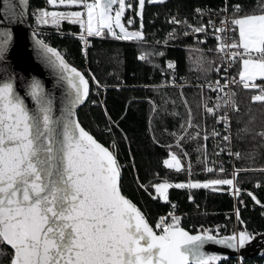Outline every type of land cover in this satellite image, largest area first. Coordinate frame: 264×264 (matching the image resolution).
I'll return each instance as SVG.
<instances>
[{
  "label": "snow or ice",
  "instance_id": "snow-or-ice-1",
  "mask_svg": "<svg viewBox=\"0 0 264 264\" xmlns=\"http://www.w3.org/2000/svg\"><path fill=\"white\" fill-rule=\"evenodd\" d=\"M146 2L163 4L165 0H138L135 6L129 0H45V6L33 9V51L54 77L52 89H46L40 79L22 73L12 55L13 28L23 22L29 0H0V264H217L222 258L205 250L209 244L231 249L237 253V264H243L242 250L257 238L264 242V233H254L246 227L227 234H221L220 226H201L190 232L182 226L175 213L177 206L168 196L173 187L216 190L217 186H229L238 196V173L264 172V168L233 166L228 176L223 162L212 161L213 166H209L207 146L198 143L197 162L215 178H190L176 183L158 178L159 182L148 184L136 178L138 191L143 189L153 200L171 205L165 215L150 221L124 191L123 165L116 141L106 146L78 119V107L90 98V81L97 89L102 85L94 74L89 72L86 76L50 46L44 38L45 26L64 35L65 22L78 25L79 32L70 34L84 45L86 58L88 38L145 42L142 21L139 29L130 31L122 19L132 25L133 18L125 16L126 10L142 17ZM195 13L199 17L195 24L171 17L169 23L177 27L167 34L164 44L167 46L169 40L181 35H191L196 44L204 43L201 36L211 34L215 38L214 48L208 51L217 54L219 63L203 55L198 57L204 83L193 85L200 89L198 107L202 109L203 123L184 96L185 85L177 83L174 61H166V69H161L165 80L153 87L156 92L162 87L181 89L179 97L185 115L175 130L164 129L174 142L161 145L167 150L162 164L176 173L186 171L189 177L192 165L189 162L185 167L183 162L189 155L184 149L189 141L218 138L222 143L216 145L219 152L214 151V155L227 152L229 157L240 158L239 152H232L230 147L228 112L229 107L238 111L237 90L245 91L250 103L264 106V0H256L255 5L246 0L232 4L225 0L222 8H196ZM195 50L203 53V49ZM147 55L162 56L163 52H141L137 58L144 60ZM233 67L235 74L229 75ZM213 70L218 74L216 79L208 77ZM205 90L214 93L215 98L205 96ZM91 103L102 106V102ZM149 104L154 114L162 110L151 99ZM172 104L175 108L176 101ZM169 114L180 115L176 111ZM104 115L108 119L102 131L111 134L112 125H119L106 108ZM209 117L214 125L211 131L206 123ZM215 125H222V131ZM256 134L264 139V129ZM153 143L161 144L155 135ZM132 167L135 169L134 164ZM247 194L264 207L251 191ZM236 218L244 224L238 210Z\"/></svg>",
  "mask_w": 264,
  "mask_h": 264
},
{
  "label": "trees",
  "instance_id": "trees-1",
  "mask_svg": "<svg viewBox=\"0 0 264 264\" xmlns=\"http://www.w3.org/2000/svg\"><path fill=\"white\" fill-rule=\"evenodd\" d=\"M135 1L134 6L137 4V0ZM234 2L236 0H227L229 4ZM246 2L255 5L256 0H246ZM224 3L225 0H165L163 4L146 2L142 12L143 31L145 34L163 35L162 30L169 27L167 17L170 14L177 12L189 15L196 8L203 7L219 9L224 6ZM37 7H43V3L31 0L28 12L32 28L35 26L32 10ZM130 12L131 10H128L125 16L129 17ZM136 26H140L138 18L133 27ZM62 28L64 35L57 34L51 26H45V31L52 33L50 46L57 48L86 76L89 72L94 74L102 85L98 93H95L96 85L90 81V98L79 108L78 119L82 126L90 130L106 146H110L113 140L116 141L119 148V160L123 165L124 191L146 212L150 221L165 215L171 205L159 199L153 200L143 189L138 191L137 177L144 184H148L149 181L159 182L158 178H167L173 183L187 181L190 178L200 181L215 178L214 175L203 171L202 165L197 162L198 153L195 151L197 144H206L202 139L192 140L184 145L192 165L191 177L186 171L176 173L174 170L164 168L162 160L166 158L167 150L161 145L174 142L164 129L175 130L178 121L185 115V109L177 89L160 88L159 92H156L153 91V85L160 82L161 69H166L168 60L176 63L177 74L180 77L187 76L189 79H194L203 78L198 68V57L203 55L207 60H216L219 63L217 55L204 49L203 53L196 51L195 49H202L197 44H194L192 49L185 50L182 45L170 48L156 47L144 42L94 37L91 39V47L85 58L80 42L70 34L79 32L78 25H68L65 22ZM154 51L163 52V55H147L144 60L137 58L141 52ZM214 71L208 73L209 78L213 77ZM183 93L193 113L198 114V119L203 123L202 109L198 107L201 101L200 89L184 88ZM150 99L162 110L154 114L150 108ZM165 100L168 101L166 104ZM173 100L176 101L175 108L172 104ZM235 100L238 105V111L233 118L235 148L240 154L237 166L241 169L264 168V139L256 134L264 129V106L250 103L249 97L243 90L237 91ZM91 101L102 102V106L93 104ZM105 108L111 119L119 125V127L112 125L113 133L111 134L102 131L108 119L104 115ZM172 111L180 115L172 116L169 114ZM206 123L209 127V118ZM153 135L161 144L153 143ZM125 136L127 140L124 139ZM133 164L135 169L132 167ZM184 164H187L185 159ZM237 180L240 190L251 191L264 203V172L241 173ZM258 183L260 187L255 188ZM190 195L191 200H189ZM168 196L172 203H176L175 213L181 218L182 226L190 232H194L201 226L204 228L220 226L221 234L231 232L237 226L234 215L237 208L240 219L244 221L249 231L264 233V207L256 204L246 193L234 199L223 192L204 188L192 189L190 192L187 189L171 188ZM238 226L241 227V225ZM4 264H7V261ZM222 264L226 263L222 262ZM227 264L233 263L229 261Z\"/></svg>",
  "mask_w": 264,
  "mask_h": 264
},
{
  "label": "built area",
  "instance_id": "built-area-1",
  "mask_svg": "<svg viewBox=\"0 0 264 264\" xmlns=\"http://www.w3.org/2000/svg\"><path fill=\"white\" fill-rule=\"evenodd\" d=\"M38 1H41L43 3V6H45V0H38ZM129 2L133 3V5H134V3L136 1L135 0H129ZM205 9H213V10H215L214 8H205ZM173 16H176V17H178V18H180L182 20L183 19H186L188 21V23H191V24H195L197 22V20L199 19V17L195 13V11H193L189 15L180 14V13H177V12L176 13H173V14H170L167 17V23H168L169 27L162 30L161 33L163 35H161L159 33H156V34H153V35H150L149 33L148 34H145V42L144 43L149 44V46L150 45L156 46V47L157 46H163V47H168V48L173 47V46H177V45H182V47L185 50L192 49L193 48L192 46L194 44H196V41H195V38L192 37L191 35H189V36H183V35H181L176 40H169L168 43H167V46H165L164 41H165V39L167 37V34L173 29V27H177V26L169 23V20ZM129 17H132L133 18V21H134V16H133L132 10L130 12ZM203 19L206 22L208 20V16L205 15L203 17ZM213 19H216V17H213ZM180 27L182 28L183 26H180ZM209 33H211V29H209ZM51 36H52V33L45 31L44 38L46 39V41L49 44L51 43V39H52ZM75 37L78 39L77 36H75ZM92 38H94V37H92ZM92 38H88L90 42H89V44L87 45V47L85 49L86 52L91 47V39ZM95 38H98V37H95ZM108 38H112V37H108ZM98 39H101V38H98ZM200 39L203 40L204 43L197 44L198 47L200 45L202 47V49H204L206 51H208V49L214 48L216 41H215V38L211 34H209L207 37L201 36ZM78 41H79V39H78ZM157 41H160V43H157ZM80 44H81V42H80ZM81 47L84 48V45L81 44ZM83 53H84V51H83ZM211 53L217 55L215 52H211ZM233 74H235V67L229 69V75H233ZM219 75L222 76L223 73L221 72ZM216 78H218V74L214 71L213 77L211 79H216ZM176 79H177V83H182V84L185 85L184 88H191V87H194L193 85H196L198 83H204V78H201V77H199V79H198V77H196L194 79H189L187 76L180 77L177 74ZM164 80H165V76L164 75H161L160 82L158 84H161ZM158 84H154L153 87L155 85H158ZM166 88H173V87H166ZM184 88H183V90H184ZM162 89H165V87H162ZM173 89H177L179 92L181 91V89H179V88H173ZM97 91H99V89H96L95 93ZM205 96H211L213 99L215 98V94L214 93H211V92H208L207 90H205ZM235 99H236V97H235ZM209 103H211V101H209ZM228 112H229V115L231 117V121H230V125H231V132H230V135H231V144H230V147H231L232 152H238L236 150V148H235V134H234V125H233V118H234V114H235L236 111H233L231 109V107H229ZM209 120H210V124H209L208 130L211 131V129H212V127L214 125H213V120L210 117H209ZM215 127L218 130H221L222 131V125H215ZM205 143H206V146H207V153H208V157H209V166L210 167L213 166L212 161H216L217 164H219L220 162H223V166L226 169V173L225 174L228 175V176H230L231 173H232V171H233V166H235L236 168H238L237 163H238L239 159H237L235 157H229L228 154H227V152L221 153L218 156L217 155H214L213 154L214 151L215 152H219V149L216 147V145L218 143H222L218 138L217 139H213V138L210 137L207 141H205ZM242 172L243 171H241V172L238 173L237 178H238L239 174H241ZM225 174H220V175H225ZM237 182H238V180H236V182H235L236 183V186L238 187V185H237L238 183ZM259 187H260V185L259 186H257V184L255 185V188H259ZM188 191L190 192L191 189H188ZM219 192H223L225 194L231 195L234 199H237L239 195L244 194V193L247 194L249 191L241 190L238 196H234L233 190L230 189L229 186H224L223 189L219 190ZM175 205H176V203H175ZM237 210L238 209L236 208V210L234 211L235 217H236ZM177 216H179V215H177ZM236 225H237L236 226V229H240V228H244L245 227V224H240L237 221V218H236ZM238 225H241V227L238 226ZM259 260H261V261H259ZM262 260H263V258L262 259L257 258V259H253V260H247V259H244L243 258V264H264V260L263 261ZM229 261H232L233 264H237V258L236 259H231ZM229 261H224V262L227 264Z\"/></svg>",
  "mask_w": 264,
  "mask_h": 264
},
{
  "label": "water",
  "instance_id": "water-1",
  "mask_svg": "<svg viewBox=\"0 0 264 264\" xmlns=\"http://www.w3.org/2000/svg\"><path fill=\"white\" fill-rule=\"evenodd\" d=\"M30 3L31 0H29V7L27 9V14L23 19V22L14 26L13 28V31L15 33V40L12 55L14 56L17 66L22 73H26L29 78L35 76L36 78L44 82L46 89H52L54 77L50 75L51 69L47 68L33 51L31 39L32 28L28 12L30 10ZM65 59L70 65L74 66L67 58ZM77 69L80 70L79 68ZM80 71L84 73L82 70ZM59 94L60 92L59 90H57L56 95L59 96ZM88 100H86L85 104ZM81 106L78 107V110ZM215 228L216 227H211V229ZM205 250L211 253H215L222 258L217 262V264H221L224 261H229L231 259L237 258V253H234L231 249H228L221 245L209 244L205 246ZM262 253H264V242H262L259 238L255 239L253 242H251V244L247 245L245 249L242 250L243 258L247 260H253L257 258L262 259L264 258V255H262Z\"/></svg>",
  "mask_w": 264,
  "mask_h": 264
},
{
  "label": "rangeland",
  "instance_id": "rangeland-1",
  "mask_svg": "<svg viewBox=\"0 0 264 264\" xmlns=\"http://www.w3.org/2000/svg\"><path fill=\"white\" fill-rule=\"evenodd\" d=\"M137 4H138V0H137ZM136 4V5H137ZM129 10H131V9H129ZM128 10H126V12H127ZM133 16H134V14H133ZM137 18L139 19V22L141 23V21H142V17H136V16H134V21H133V24L132 25H128L127 24V21H125V20H123L122 19V22L123 23H125V27L126 28H128V30H130V31H132V30H136V29H139V27L140 26H136V27H133V25H134V23H135V21L137 20ZM142 23H143V21H142ZM143 30H144V23H143ZM117 31H119L118 29H117ZM144 32V31H143ZM189 157H187V158H185V161H187V164L185 165V167H187V165H188V163H189V159H188ZM184 162V161H183ZM247 172H254V171H243L242 173H247ZM255 172H260V171H258V170H255ZM210 174H212L213 175V173H210ZM260 185V184H259ZM223 187L224 186H217L216 187V190H213V188H208L209 190H212V191H218L219 192V190H221V189H223ZM171 189V188H170ZM169 189V190H170ZM185 189H187V188H185ZM188 190V189H187ZM192 190V189H191ZM164 202V201H163ZM235 229H236V227H235Z\"/></svg>",
  "mask_w": 264,
  "mask_h": 264
},
{
  "label": "crops",
  "instance_id": "crops-1",
  "mask_svg": "<svg viewBox=\"0 0 264 264\" xmlns=\"http://www.w3.org/2000/svg\"><path fill=\"white\" fill-rule=\"evenodd\" d=\"M173 188H175V187H173Z\"/></svg>",
  "mask_w": 264,
  "mask_h": 264
}]
</instances>
